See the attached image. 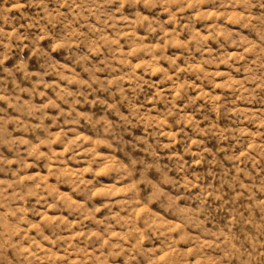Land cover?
Listing matches in <instances>:
<instances>
[{"label":"clouds","instance_id":"obj_1","mask_svg":"<svg viewBox=\"0 0 264 264\" xmlns=\"http://www.w3.org/2000/svg\"><path fill=\"white\" fill-rule=\"evenodd\" d=\"M0 264H264V0H0Z\"/></svg>","mask_w":264,"mask_h":264}]
</instances>
